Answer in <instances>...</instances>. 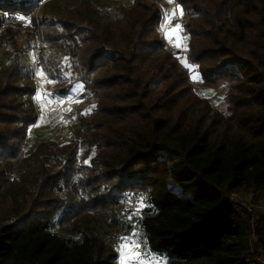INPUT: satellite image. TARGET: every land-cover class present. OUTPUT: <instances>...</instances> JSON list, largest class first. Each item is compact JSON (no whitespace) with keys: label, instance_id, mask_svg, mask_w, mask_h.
Returning <instances> with one entry per match:
<instances>
[{"label":"trees","instance_id":"16d2710c","mask_svg":"<svg viewBox=\"0 0 264 264\" xmlns=\"http://www.w3.org/2000/svg\"><path fill=\"white\" fill-rule=\"evenodd\" d=\"M40 1L0 0V10L30 16ZM76 1L74 12L35 27L41 61L59 75L67 58L96 100L83 132L96 148L90 165L74 143L25 155L39 119L35 83L17 33L0 35L15 55L0 70V264H116L82 229L112 221L127 193L149 197L142 227L169 264H264V0H175L187 60L203 88H229L230 116L179 70L155 4L120 7L114 24L91 0ZM167 154L182 159L194 196L170 183Z\"/></svg>","mask_w":264,"mask_h":264},{"label":"rangeland","instance_id":"374dc122","mask_svg":"<svg viewBox=\"0 0 264 264\" xmlns=\"http://www.w3.org/2000/svg\"><path fill=\"white\" fill-rule=\"evenodd\" d=\"M91 1L101 17L106 18L114 24L122 22L123 19L118 9L120 7L129 8L135 2V0ZM146 1L155 4L158 9L160 8L157 0ZM159 1L165 2L167 7L170 8L167 9L168 11L172 12V10L178 9L175 0ZM79 6L76 0H41L35 13L30 16H23L21 23L14 28V32L17 33L19 45L27 52L20 60V64L32 78L35 75L38 77L40 87L42 88L41 91H36L34 97V104L39 112V119L38 123L29 131V145L25 150V155H32L40 143L56 145L74 143L78 148V161L82 164L90 165L96 155V148L89 145L83 132L91 134L88 123L93 118L96 100L85 90L84 85L78 82L76 76L71 72V64L67 58L61 60L62 73L59 75H55L50 67L41 61V52L38 58L35 50L33 29L36 26L35 22L37 24L39 19L48 18L54 21L59 17H64L74 12ZM178 11L180 14L182 13L180 7ZM182 17L183 13L181 14V19L183 20ZM177 25L180 26L178 36L181 46L179 48L175 46L177 42L176 36L169 39L168 35H166ZM166 26L163 21L162 27L165 29ZM56 28H60V26L56 25ZM163 39L166 41V44L170 43L175 47L173 55L177 58L178 68L189 76L190 81L195 87V93L199 97L208 99L214 111L225 116H230L232 109L228 98L229 88L226 86L220 89L203 88L201 75L197 67L188 62L189 38L185 34L183 23L178 21L173 27L167 29L163 34ZM14 56V52L9 47L0 44V70L8 66L13 61ZM41 72H43V76L40 75ZM45 91L47 92L46 94ZM31 135H33L34 139L30 138ZM167 156L168 178L172 186L181 193L187 192L189 196H194L197 190L191 189L188 191L184 185V180L188 173L182 159L177 155L167 154ZM18 175V171L14 172V176ZM244 200H247L246 203L248 204L249 199ZM141 202L143 207L140 208L139 212H135V209L140 207ZM121 203L122 205L112 221L103 223L92 222L82 229V234L92 236L103 243L105 248L114 252L117 256L116 264H123L125 254L128 253V249L122 248L125 241L121 237L134 239L140 245L135 251L141 253L140 260L143 261V264H169L170 261L166 256L154 253L151 250L147 235L142 227V220L148 214L153 213V211H149L151 209L149 197L127 193L122 198ZM55 232L64 238L68 236L59 229H56ZM133 233H135V236H133ZM76 238L79 239L81 236ZM127 264H138V261L128 260Z\"/></svg>","mask_w":264,"mask_h":264},{"label":"built area","instance_id":"2783aa9c","mask_svg":"<svg viewBox=\"0 0 264 264\" xmlns=\"http://www.w3.org/2000/svg\"><path fill=\"white\" fill-rule=\"evenodd\" d=\"M157 4L160 7L159 9L161 10V13H162L161 14L162 22L164 21V24L167 25L165 29L162 27L163 33H165V31L167 29H169V28L173 27L175 24H177L178 21L183 22V20L181 19V14L178 11V9H179L178 3H177L178 9H176V10L174 9V10H172V12L167 10L170 8L167 7L165 2L157 0ZM173 12H175V14H173ZM22 20H23V16L10 14V13H7V12L0 10V35L3 34L7 28H11L14 30V28L16 26H18ZM33 29H34L35 50H36L38 58H39V54H40L41 49H42V41H41L40 33H39V31H37L35 26ZM166 49L172 55L175 53V47L172 46V44H170V43L167 44ZM33 81L35 83L36 91L37 92L41 91L42 88L40 87L39 80H38V77L36 75L34 76ZM46 93L47 92L45 91V94Z\"/></svg>","mask_w":264,"mask_h":264},{"label":"snow or ice","instance_id":"6c2138e0","mask_svg":"<svg viewBox=\"0 0 264 264\" xmlns=\"http://www.w3.org/2000/svg\"><path fill=\"white\" fill-rule=\"evenodd\" d=\"M179 30H180V26L177 25L174 29L171 30L170 33L166 34V35H168L169 39H171L173 36H176L177 42H176L175 46L177 48H179L181 46V44L179 42L180 38L178 36ZM185 66L188 67L187 64H185ZM40 75L43 76L44 75L43 72H41ZM49 83H51V81H49ZM142 207H143V204L141 202L140 207L136 208L135 212H139L140 208H142ZM133 236H135V233H133ZM121 239L125 241V243L122 245V248L128 249V253L125 254V259L123 261V264H127L128 260H137L138 264H143V261L140 260L141 253L138 251H135V249H138L140 247V245L134 239H131L129 237H121Z\"/></svg>","mask_w":264,"mask_h":264},{"label":"bare ground","instance_id":"6f19581e","mask_svg":"<svg viewBox=\"0 0 264 264\" xmlns=\"http://www.w3.org/2000/svg\"><path fill=\"white\" fill-rule=\"evenodd\" d=\"M30 138H31V139H34V138H33V135H31Z\"/></svg>","mask_w":264,"mask_h":264}]
</instances>
